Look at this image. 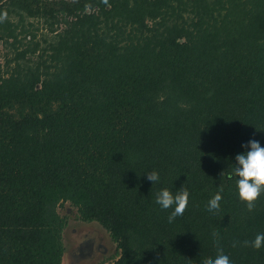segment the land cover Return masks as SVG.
Listing matches in <instances>:
<instances>
[{
  "label": "trees",
  "instance_id": "16d2710c",
  "mask_svg": "<svg viewBox=\"0 0 264 264\" xmlns=\"http://www.w3.org/2000/svg\"><path fill=\"white\" fill-rule=\"evenodd\" d=\"M1 40L0 264H61L64 203L108 233L113 264H202L214 231L231 264H264L232 247L264 233V193L248 212L231 175L242 145L264 146V0H0ZM182 186L169 223L155 194Z\"/></svg>",
  "mask_w": 264,
  "mask_h": 264
},
{
  "label": "clouds",
  "instance_id": "9594fccd",
  "mask_svg": "<svg viewBox=\"0 0 264 264\" xmlns=\"http://www.w3.org/2000/svg\"><path fill=\"white\" fill-rule=\"evenodd\" d=\"M246 149L234 158L231 175L236 178V190L239 200L246 205V210L252 212L256 201L264 193V146L255 139H250L241 146ZM145 178L152 184L159 181V174L155 170L147 172ZM155 203L162 210H173L167 217L169 223L176 217L182 216L188 205L189 192L183 186L173 194L168 188H163L155 194ZM222 196L217 192L206 205V210L211 213L219 211ZM174 206V207H173ZM214 244L217 245L215 258H206L202 264H231L229 256L224 254L223 248L219 247L217 232L212 233ZM238 244L244 247H252L259 250L264 247V233H258L252 241H233L232 247Z\"/></svg>",
  "mask_w": 264,
  "mask_h": 264
},
{
  "label": "rangeland",
  "instance_id": "374dc122",
  "mask_svg": "<svg viewBox=\"0 0 264 264\" xmlns=\"http://www.w3.org/2000/svg\"><path fill=\"white\" fill-rule=\"evenodd\" d=\"M47 5H54L59 1L67 0H40ZM32 23V28L36 29L34 41H41L43 38H51V34L42 21L33 19L28 20ZM64 28L60 22L54 27L56 32ZM25 45L31 41L28 36L25 39L19 37ZM14 52L8 48L4 41H0V65L2 72L6 73L13 67L10 63L6 66V62L13 59ZM28 111L25 106H14L8 112L15 117ZM58 213L61 217L67 219V226L63 230L62 242L65 253L62 257L61 264H113L120 257V250L117 245L111 241L108 233L101 228L97 223H81L75 220L76 209L69 203H64L58 208ZM95 242V243H94ZM94 245V247H93ZM94 248V249H93Z\"/></svg>",
  "mask_w": 264,
  "mask_h": 264
},
{
  "label": "flooded vegetation",
  "instance_id": "af4514ba",
  "mask_svg": "<svg viewBox=\"0 0 264 264\" xmlns=\"http://www.w3.org/2000/svg\"><path fill=\"white\" fill-rule=\"evenodd\" d=\"M1 41H3V40H1ZM9 42L11 43V42H12V40H11V39H9Z\"/></svg>",
  "mask_w": 264,
  "mask_h": 264
},
{
  "label": "bare ground",
  "instance_id": "6f19581e",
  "mask_svg": "<svg viewBox=\"0 0 264 264\" xmlns=\"http://www.w3.org/2000/svg\"><path fill=\"white\" fill-rule=\"evenodd\" d=\"M95 243V242H94ZM93 247H94V245H93ZM94 249V248H93Z\"/></svg>",
  "mask_w": 264,
  "mask_h": 264
}]
</instances>
